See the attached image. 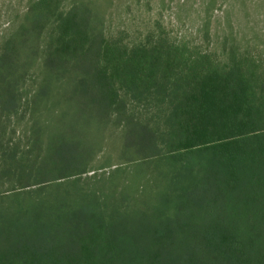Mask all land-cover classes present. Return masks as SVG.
Returning a JSON list of instances; mask_svg holds the SVG:
<instances>
[{
	"label": "trees",
	"instance_id": "1",
	"mask_svg": "<svg viewBox=\"0 0 264 264\" xmlns=\"http://www.w3.org/2000/svg\"><path fill=\"white\" fill-rule=\"evenodd\" d=\"M186 1L180 37L109 35L115 0L0 33V264H264V0Z\"/></svg>",
	"mask_w": 264,
	"mask_h": 264
},
{
	"label": "rangeland",
	"instance_id": "2",
	"mask_svg": "<svg viewBox=\"0 0 264 264\" xmlns=\"http://www.w3.org/2000/svg\"><path fill=\"white\" fill-rule=\"evenodd\" d=\"M29 0H0V33L11 25V19L16 14H22L28 5ZM118 4L115 7L112 16L113 20L109 21L108 33L111 36H121L124 43H131L136 39H142L147 35L150 30H158L162 28L171 37H180L182 33V27L180 26L177 18V11L179 5L183 3V0H167L165 6L160 4V0H153L146 4V1L138 2L135 0H115ZM186 12H192L197 14L194 10L199 6L198 0L186 1ZM239 3V1H238ZM62 10H66V0H62ZM185 12V13H186ZM221 10L217 9L215 14H221ZM193 18V19H192ZM191 20H195V17L189 19L185 28L190 27L189 23ZM192 26V25H191ZM204 45L202 49L207 50L210 46ZM258 60L263 61L264 54L261 56L259 52ZM219 58H222L221 55ZM144 109V108H142ZM116 166L106 167L104 169L92 170L81 176V181H88L87 178L92 177L97 173H104L106 176L109 175L111 168ZM125 167H131V164ZM2 185V183H1ZM7 185L0 187L6 190ZM48 198H56L66 194V188H52L46 193ZM207 196H213L212 193H206Z\"/></svg>",
	"mask_w": 264,
	"mask_h": 264
}]
</instances>
